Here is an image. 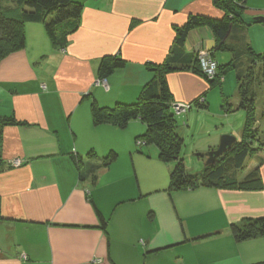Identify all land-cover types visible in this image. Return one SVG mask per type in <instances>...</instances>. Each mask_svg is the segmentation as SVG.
<instances>
[{"label": "crops", "instance_id": "0c3cea01", "mask_svg": "<svg viewBox=\"0 0 264 264\" xmlns=\"http://www.w3.org/2000/svg\"><path fill=\"white\" fill-rule=\"evenodd\" d=\"M77 1L83 12L65 49L51 44L43 25L25 23V48L0 61V115L21 123L3 133V160L8 166L21 164L0 174V264L263 262L264 237L237 243L230 226L264 217V148L236 175L242 182L258 171L261 190L200 187L169 193L173 165L161 162L157 150L136 144L144 124L137 120L119 129L92 123V101L111 108L137 99L152 79L149 66L167 59L176 28L190 17L222 19L224 13L213 0ZM231 1L244 2V22L264 18V0ZM241 29L243 43L235 29L226 43L262 54L264 23ZM185 51L209 52L218 65L233 60L208 28L190 32ZM105 57L126 62L105 80L106 90L96 85ZM227 75L220 88L225 101ZM167 83L172 104L192 105L177 115L190 125L188 131L177 125L178 134L183 140L189 131L200 135L193 147L201 155L217 150L228 134L225 127H232L233 111L211 113L210 87L191 69L168 75ZM201 98L209 110L198 111L203 109L195 102ZM204 113L220 122L214 134L213 125L196 127ZM112 151L117 158L110 167L92 173L91 167ZM75 159L82 162L79 169Z\"/></svg>", "mask_w": 264, "mask_h": 264}, {"label": "trees", "instance_id": "16d2710c", "mask_svg": "<svg viewBox=\"0 0 264 264\" xmlns=\"http://www.w3.org/2000/svg\"><path fill=\"white\" fill-rule=\"evenodd\" d=\"M11 3L13 6L7 5ZM214 6L224 13L222 19L204 16L190 17L185 25L175 29V40L165 62L161 65L149 66L152 79L140 91L137 99L131 103H115L113 107H100L95 101L91 102L92 123L95 127L110 124L124 129L132 121H140L145 125V132L137 138L142 146H155L161 162L172 164L170 182L167 191L195 190L200 187L218 189H238L257 191L262 189L259 172L255 171L238 182L236 175L245 168L247 159L259 149L264 148V130L256 127V92L255 82L264 86V52L256 54L247 46L242 49L226 43L232 30L241 34L243 43V29L256 22H244L242 11L244 2L235 3L231 0H213ZM83 4L77 0H0V61L7 56L25 48V23L43 25L51 44L58 49H65L69 37L79 28ZM208 28L219 47L232 54L233 60L225 65L217 64L216 74L208 79L201 71L198 54H188L185 43L190 32ZM246 56V57H245ZM245 57L246 59H243ZM126 62L117 57H105L101 60L98 77L106 80L115 71L124 69ZM257 67V71H256ZM191 69L195 75L203 78L210 87L221 88L223 78L230 72L236 74L237 95L239 97L238 110L245 113V123L242 139L213 165L196 175L185 172L181 151L184 146L183 138L177 132V122L172 110V95L167 83V76ZM98 80V81H99ZM195 102L200 109H205V99ZM194 106V104H193ZM192 105H190L191 109ZM21 125L13 117L0 115V174L11 168L2 157L3 133L9 126ZM138 146V147H142ZM89 156L95 157L92 152ZM117 154L112 151L98 163L91 167L95 173L100 169H107L116 160ZM77 168L82 165L75 159ZM150 215V214H149ZM101 227L105 228L106 220L99 215ZM0 221H3L0 210ZM230 232L237 243L250 239L264 237V217L245 219L239 224H232ZM210 236H204L207 238ZM255 264H264L258 262Z\"/></svg>", "mask_w": 264, "mask_h": 264}, {"label": "rangeland", "instance_id": "374dc122", "mask_svg": "<svg viewBox=\"0 0 264 264\" xmlns=\"http://www.w3.org/2000/svg\"><path fill=\"white\" fill-rule=\"evenodd\" d=\"M218 54L221 56L224 53H218ZM217 59L218 61H220L219 63H221V59L219 57ZM256 71H257V67H256ZM227 76H228V81L225 85V91L229 96L227 98V101H225V99L223 98L222 91L220 87L217 85L212 88L209 85L210 90L207 94V99L209 101V106H210L209 109L211 113L215 112V110L217 112L220 109H223L224 111L226 109L233 111L230 114L232 115L231 117L232 127L226 126L224 131L225 133H228L225 135H231L235 137L238 142H240L242 139V133H243V128H244L246 117L243 111L236 110L238 106V102H239L237 92H236V87H237L236 74L235 72H230L228 73ZM229 78H230V81H229ZM99 81H100L101 87L107 88V83L104 79H100ZM253 90L254 92H256V119L259 123L256 127H258L260 131H263L264 130V86L255 82ZM209 109L207 108V109L198 110V111L202 112L204 110L207 111ZM191 112H197V109L192 108ZM181 116L174 115L177 125L180 127L182 125H185L186 127L184 128L188 131L189 129L187 128V125L190 126L188 124L189 122L186 120L185 116L183 115ZM209 117L210 116H208L206 113L202 114V117L199 118L198 122H195L196 127H198L199 125L201 126L204 122L209 126L213 125L211 133L213 132L214 134L216 132V127H220L219 126L220 122L216 121L215 119L209 118ZM199 138H200V135L196 133L192 135L191 131L187 132L186 136L184 137V146L182 148L180 156L183 159L185 172L189 175L199 174L201 173V171L205 169L206 157L204 155H201L200 152L194 151V147H193V142L197 141ZM149 148L157 150L156 147L153 145L143 147V149L145 150Z\"/></svg>", "mask_w": 264, "mask_h": 264}, {"label": "built area", "instance_id": "2783aa9c", "mask_svg": "<svg viewBox=\"0 0 264 264\" xmlns=\"http://www.w3.org/2000/svg\"><path fill=\"white\" fill-rule=\"evenodd\" d=\"M198 59L200 63V68L202 73L208 78L212 79L215 76V71L217 69L216 63L213 61L211 53L201 51L198 53ZM97 86H101L100 81L96 82ZM106 89V88H105ZM203 99H200V102H202ZM190 109V105L187 104H172V110L175 115L185 114ZM137 146L144 145L142 141L136 142ZM20 162H14L11 164L12 167H19Z\"/></svg>", "mask_w": 264, "mask_h": 264}, {"label": "water", "instance_id": "95a60500", "mask_svg": "<svg viewBox=\"0 0 264 264\" xmlns=\"http://www.w3.org/2000/svg\"><path fill=\"white\" fill-rule=\"evenodd\" d=\"M253 21L256 23H264V18L257 17ZM236 143L237 139L235 137L231 135L222 136L217 150L206 154L205 167L213 165L218 158L226 154Z\"/></svg>", "mask_w": 264, "mask_h": 264}]
</instances>
